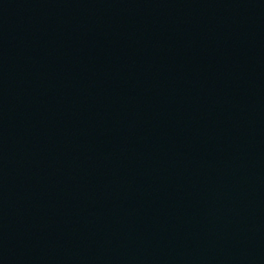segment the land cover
I'll list each match as a JSON object with an SVG mask.
<instances>
[{"label":"water","instance_id":"obj_1","mask_svg":"<svg viewBox=\"0 0 264 264\" xmlns=\"http://www.w3.org/2000/svg\"><path fill=\"white\" fill-rule=\"evenodd\" d=\"M0 264H264V0H0Z\"/></svg>","mask_w":264,"mask_h":264}]
</instances>
